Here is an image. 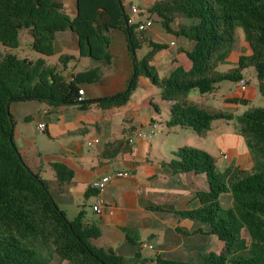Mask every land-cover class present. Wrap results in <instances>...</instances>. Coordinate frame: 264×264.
<instances>
[{
	"label": "trees",
	"instance_id": "16d2710c",
	"mask_svg": "<svg viewBox=\"0 0 264 264\" xmlns=\"http://www.w3.org/2000/svg\"><path fill=\"white\" fill-rule=\"evenodd\" d=\"M148 11L160 16L168 32L194 42L187 51L192 68L160 77L152 61L167 44L149 41L151 49L142 58L136 54L133 59L137 73L131 89L114 99L100 98L98 105L107 108L125 104L139 76L144 75L161 89L162 99L171 102L169 126L191 127L205 137L214 120H236L253 158L251 168L231 166L219 170L217 157L192 146L177 150L166 165L173 172L205 173L209 180V190L197 192L201 206L183 215L210 224L211 232L225 245L220 253L203 254L198 264H264V106L235 115L190 97L195 88L209 91L224 80H241L247 67L255 68L264 96V0H156ZM177 19L188 20L189 24L175 29ZM139 24L132 22L123 0H77L74 18L60 0H0V46L19 47L20 30L28 28L33 48L43 55L33 60L0 51V264H54V255L68 264H126L114 249L92 243L102 235L101 228L85 220L84 210L69 219L54 200L47 180L25 162L10 139L14 120L9 100L37 99L88 109L92 103L80 99V90L99 82L103 70L97 66L71 72L65 80L64 72L44 58L55 54L56 33L73 30L79 39V56L109 66L113 62L112 31L121 29L127 34L132 54V47L137 52L146 41ZM238 27L244 30L252 53L241 55L235 67L221 71L220 64L237 41ZM74 58L64 53L59 60L66 65ZM122 145L120 139L109 142L105 156H117ZM52 167L61 184L73 177V171L63 163H53ZM224 192L232 194L231 209L218 206ZM140 257L137 254L136 258ZM156 260L159 264H183L160 256Z\"/></svg>",
	"mask_w": 264,
	"mask_h": 264
},
{
	"label": "crops",
	"instance_id": "0c3cea01",
	"mask_svg": "<svg viewBox=\"0 0 264 264\" xmlns=\"http://www.w3.org/2000/svg\"><path fill=\"white\" fill-rule=\"evenodd\" d=\"M60 1L67 11L66 0ZM155 1L123 0L125 9L128 2L130 10L135 5L138 13L142 9L147 13L145 19L134 21L131 18L132 22L153 20V25L144 32L146 41L140 48H144L146 54L151 49L149 41L167 44L152 61L160 77L188 71L193 63L187 51L193 48L194 42L183 35L168 32L160 16L149 13L148 8ZM75 2L77 14V0ZM187 24L188 20L177 19L174 27L179 29ZM78 40L73 30L58 31L55 54L44 58L49 65L58 66L69 77L71 72L101 67L102 79L83 87L81 97L92 105L88 109H81L77 104H50L37 99L11 101L9 109L14 120L13 141L23 159L47 180L54 200L69 219H74L84 210L85 220L101 228L102 235L93 239L92 243L97 247L114 249L123 256L126 264H159L156 260L158 256L183 264H198L203 254L220 253L225 243L211 232L210 224L183 215V212L201 206L197 192L209 190L207 175L194 171L173 172L166 164L175 157L177 150L192 146L206 150L215 157L220 155L225 158L227 161L221 168L217 161L219 170L231 166L251 168L253 158L237 129L236 120H214L205 137L199 136L191 127L169 126L171 102L162 99L161 89L144 75L138 79L137 87L125 104L100 107L97 99L124 91L132 77L133 56L127 34L121 29L112 31L113 62L109 66L90 57L79 56ZM64 53L75 56L72 63L64 65L60 62V56ZM251 53L246 39L239 44L236 41L226 61L220 64V70L228 71L238 64L241 55ZM38 54L33 60L43 57ZM48 58L53 59L51 64ZM242 73V77L248 81L246 89L239 81L224 80L209 91L195 88L190 92V97L235 115L254 106H264L255 68L247 67ZM41 122L46 124L44 131L38 128ZM154 122L158 123L155 136L137 137L140 131L149 132ZM95 138L100 142L89 145L88 142ZM130 138H134V142H130ZM117 139L123 140L121 152L117 156H105L106 145ZM53 163L65 164L73 171V177L61 184ZM116 171H129L130 175L111 180L101 193L103 210L98 213L93 209L97 191L92 183ZM218 206L233 208L232 194L222 193ZM244 235L250 238L246 230ZM143 242L152 243L154 248H142ZM137 254L141 255L138 259ZM53 262L68 264L67 261L60 262L56 255Z\"/></svg>",
	"mask_w": 264,
	"mask_h": 264
},
{
	"label": "rangeland",
	"instance_id": "374dc122",
	"mask_svg": "<svg viewBox=\"0 0 264 264\" xmlns=\"http://www.w3.org/2000/svg\"><path fill=\"white\" fill-rule=\"evenodd\" d=\"M65 2V0H64ZM140 6V5H139ZM66 8H67V11H68V14L74 18L76 16V2L75 0H66ZM141 8V6H140ZM142 9V8H141ZM126 10L128 12V14L131 16V18L134 20V21H138L140 19H145L147 17V13L146 12H143V9L139 11V13H135V12H132V10H130V6H129V3L127 2L126 3ZM236 38H237V43L239 44V42L241 40H244L245 39V34H244V30L241 28V27H238L237 30H236ZM20 39H21V45L17 48H9V49H6V47L4 46H0V51H2L3 53H5L7 50L8 52L12 53V54H15L21 58H25V57H28V58H32V59H35L37 58V56L39 55L34 48H33V45H32V36L28 30V28H23L20 30ZM237 47V45H236ZM145 49L144 48H139L137 49V56L138 58H142L145 54ZM50 60V58H48ZM52 58L51 60L49 61L50 64L52 62ZM54 61H57L54 60ZM69 62H73V60L69 61ZM68 64V63H67ZM74 64V63H73ZM80 68H83V67H80ZM220 70V68H219ZM143 76H139L138 79H141ZM146 77V76H145ZM217 160H218V163H219V167H223L222 165L226 163V159L223 158L222 156L218 155L217 156ZM70 218H72L70 216ZM94 242V240H93Z\"/></svg>",
	"mask_w": 264,
	"mask_h": 264
},
{
	"label": "built area",
	"instance_id": "2783aa9c",
	"mask_svg": "<svg viewBox=\"0 0 264 264\" xmlns=\"http://www.w3.org/2000/svg\"><path fill=\"white\" fill-rule=\"evenodd\" d=\"M131 10H132V12H138V8L135 5L131 6ZM152 25H153V20L147 19L144 22H141L139 24V30L145 32ZM172 44H174V42H172ZM239 82H240L243 89L247 88L248 81L246 78H242L241 80H239ZM80 94H81V96H82V94H84L83 89L80 90ZM80 99H82V97H80ZM38 128L40 131H44L46 128L45 122L39 123ZM157 133H158V123L154 122L152 124V127H151L149 132H141L140 131L137 133V137H139V138H151V137L155 136ZM134 140H135L134 138L129 139L130 142H134ZM98 142H100V139L95 138L93 141H89L88 144L91 145L93 143H98ZM129 175H130L129 171H116L114 173H107L104 176H102L100 179L93 181L92 186L97 191L96 202L93 205V209L96 212L101 213L103 210V208H102L103 198L101 197V193L107 188V185L111 182V180L115 177H126ZM141 246L144 249L145 248H149V249L154 248V245L152 243H149V242H143L141 244Z\"/></svg>",
	"mask_w": 264,
	"mask_h": 264
},
{
	"label": "water",
	"instance_id": "95a60500",
	"mask_svg": "<svg viewBox=\"0 0 264 264\" xmlns=\"http://www.w3.org/2000/svg\"><path fill=\"white\" fill-rule=\"evenodd\" d=\"M132 55H133V59L135 60V58H136V51H135V49L133 47H132ZM136 73H137V67H136L135 63H133V73H132V77H131L130 81L128 82V85H127V87H126L125 90H130L131 89L132 81H133V78L135 77ZM68 78H69V74H67L65 80H67ZM120 95H121V93H118V94L112 96V98L114 99L116 97H119ZM12 100H13L12 98L9 100V104H10V102ZM98 100L99 99H97V101ZM90 101H96V100H90ZM10 139L11 140L13 139L12 136L10 137Z\"/></svg>",
	"mask_w": 264,
	"mask_h": 264
}]
</instances>
